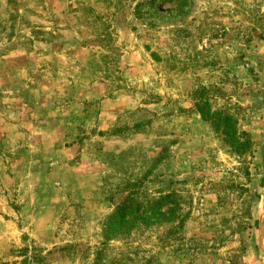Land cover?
Returning <instances> with one entry per match:
<instances>
[{"label": "rangeland", "instance_id": "obj_1", "mask_svg": "<svg viewBox=\"0 0 264 264\" xmlns=\"http://www.w3.org/2000/svg\"><path fill=\"white\" fill-rule=\"evenodd\" d=\"M0 264H264V0H0Z\"/></svg>", "mask_w": 264, "mask_h": 264}, {"label": "trees", "instance_id": "obj_2", "mask_svg": "<svg viewBox=\"0 0 264 264\" xmlns=\"http://www.w3.org/2000/svg\"><path fill=\"white\" fill-rule=\"evenodd\" d=\"M202 117L206 118V114L202 113ZM222 125L224 126V124H228L229 122H231V118L229 117H225L224 119L221 120ZM131 208H127L126 206H119L116 209V212L109 218V223H110V230H116L117 228H119L123 223L124 220L126 218V216L128 215V212L130 211ZM108 237V236H107Z\"/></svg>", "mask_w": 264, "mask_h": 264}]
</instances>
